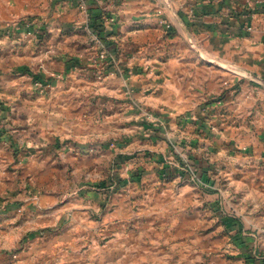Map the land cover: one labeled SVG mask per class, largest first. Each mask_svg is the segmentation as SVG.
<instances>
[{
	"label": "crops",
	"instance_id": "obj_1",
	"mask_svg": "<svg viewBox=\"0 0 264 264\" xmlns=\"http://www.w3.org/2000/svg\"><path fill=\"white\" fill-rule=\"evenodd\" d=\"M260 1L0 0V264H264Z\"/></svg>",
	"mask_w": 264,
	"mask_h": 264
},
{
	"label": "built area",
	"instance_id": "obj_2",
	"mask_svg": "<svg viewBox=\"0 0 264 264\" xmlns=\"http://www.w3.org/2000/svg\"><path fill=\"white\" fill-rule=\"evenodd\" d=\"M260 3H262V0L260 1ZM99 57L101 59L105 58L106 57V53L104 51H102L100 54H99Z\"/></svg>",
	"mask_w": 264,
	"mask_h": 264
}]
</instances>
